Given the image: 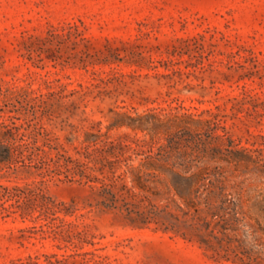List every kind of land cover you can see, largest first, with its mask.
I'll list each match as a JSON object with an SVG mask.
<instances>
[{
  "label": "rangeland",
  "instance_id": "rangeland-1",
  "mask_svg": "<svg viewBox=\"0 0 264 264\" xmlns=\"http://www.w3.org/2000/svg\"><path fill=\"white\" fill-rule=\"evenodd\" d=\"M2 123L0 264H264V0H0Z\"/></svg>",
  "mask_w": 264,
  "mask_h": 264
},
{
  "label": "trees",
  "instance_id": "trees-1",
  "mask_svg": "<svg viewBox=\"0 0 264 264\" xmlns=\"http://www.w3.org/2000/svg\"><path fill=\"white\" fill-rule=\"evenodd\" d=\"M3 127H5V130L3 132V135L0 139V161H10L13 155L15 156V161H20L21 164H25L23 161V158H21V151H18L19 144H11L7 140L6 131L10 130V127L7 124H1ZM13 134V133H9ZM5 141V142H4ZM102 153L105 152V158L109 165H112L113 163L117 161L123 160L126 164V167L119 171L118 173H115L114 169H111V177L114 179H122L124 177V174L126 172H129L132 174L131 180L132 183L130 186H127L124 182L120 184L121 189H126L127 192L131 191V187L136 184L141 188H145L147 186V182L149 180H154L157 177V173L155 171L146 170L147 165H154L156 161H158L161 157L159 155V152H149L146 153L142 159L140 160L138 166H129L127 164V159L129 158V155H125L123 152V146L119 143H112L110 142L106 148L102 147L99 149ZM251 172L255 176H261V173H264V160L256 165H254L251 169ZM173 173V172H172ZM193 174H189L187 176H184L185 179H192ZM159 180V179H158ZM161 181V180H159ZM172 185L175 189H177V185L173 182ZM112 184V183H110ZM0 188L4 190V193L8 192L7 186H3L0 184ZM101 192L105 194V198L101 200V202L105 206H117V201L120 200L122 202V206H125V209L127 210V213L132 212L133 210L130 208V205L133 204V202L129 201L127 199V196L123 194L122 192L116 193L113 192L110 187L103 186L101 189ZM237 203L233 202V204L229 207L228 217L225 218L226 221H233L236 222L240 219H243L245 217L246 211L241 210L237 207ZM17 206L20 207L21 203H17ZM252 206L257 210L256 215L249 214L251 218H253L254 222L250 224V228L252 232L254 233V236L258 238L260 235H258V232L264 233V225L261 223V218H264V196L261 198H255V200L252 201ZM137 214V217L143 218L145 220L147 218L146 215H144L143 211H135ZM241 244V243H240ZM257 252H259L261 249L260 247H257ZM251 251L250 249H242V253H249ZM257 256L254 258L256 259Z\"/></svg>",
  "mask_w": 264,
  "mask_h": 264
}]
</instances>
